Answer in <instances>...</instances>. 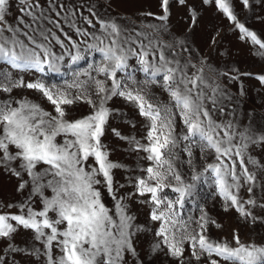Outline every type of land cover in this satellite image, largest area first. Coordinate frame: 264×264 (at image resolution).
Returning <instances> with one entry per match:
<instances>
[{"label": "snow or ice", "instance_id": "6c2138e0", "mask_svg": "<svg viewBox=\"0 0 264 264\" xmlns=\"http://www.w3.org/2000/svg\"><path fill=\"white\" fill-rule=\"evenodd\" d=\"M111 7L0 0V176L13 193L0 196V264H264V241L240 233L264 229V123L246 107L264 70L212 59L231 56L227 34L264 64V33L248 26L264 24V0H155L136 19ZM199 181L235 214L230 236H213L223 225L203 204L185 212Z\"/></svg>", "mask_w": 264, "mask_h": 264}, {"label": "rangeland", "instance_id": "374dc122", "mask_svg": "<svg viewBox=\"0 0 264 264\" xmlns=\"http://www.w3.org/2000/svg\"><path fill=\"white\" fill-rule=\"evenodd\" d=\"M147 10H155V0H112V7L110 9L113 15H119L122 19H136L141 11ZM254 11L257 14L264 15V9L256 8ZM171 19L174 30L179 31L183 28L184 18L182 11L174 10ZM220 23L221 21L215 17L212 12H206L201 19V28H212L214 30L216 26L220 25ZM248 26L258 32L264 33V24L256 21L254 17ZM225 49H229L231 51V56L220 57L217 54H213L212 59L214 63L220 64L223 59H230L242 71L259 72L264 70V64H262L257 58L253 57L249 53L247 47L237 42L233 36L227 34L224 35L223 43L220 46V51L223 52ZM202 50L205 52V54L211 51V49H209L206 45L202 48ZM95 55L96 54H93V56ZM93 56L89 57V61L93 58ZM85 66V62H82L80 65V67ZM63 71L67 73V75H65L63 78L67 79L68 75L71 74L72 68H65ZM51 79L52 82H58L61 78L55 74H52ZM254 83V81L250 82V84ZM36 98L37 102H42L39 100L38 94ZM44 106L47 107V104ZM246 107L248 109L255 110L257 114V121L264 123V120L260 119L261 117H264V92H258L255 88L250 86ZM131 115L132 113L129 112V116ZM12 194V184L9 183L7 177L0 176V196L8 198ZM169 194L171 195V193ZM197 202L203 204L211 216L223 225V231L214 227L212 228L213 236H230L231 230L239 227L234 213H224L221 210L219 203L213 196L212 186L210 183L205 181L197 182V189L194 197L192 198V202L185 208V212L188 215L196 214ZM240 233L241 238L245 241L254 240L257 243L264 241V229L257 228L255 232H251L247 228H240Z\"/></svg>", "mask_w": 264, "mask_h": 264}]
</instances>
